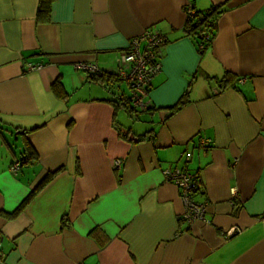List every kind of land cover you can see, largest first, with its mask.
<instances>
[{
    "label": "crops",
    "instance_id": "1",
    "mask_svg": "<svg viewBox=\"0 0 264 264\" xmlns=\"http://www.w3.org/2000/svg\"><path fill=\"white\" fill-rule=\"evenodd\" d=\"M38 2L0 0V264H264V0H54L42 23ZM188 4L224 6L202 54L184 31ZM145 30L166 36L161 69L147 107L128 112L110 101L125 81L75 66L117 76L118 53ZM169 165L199 176L208 222L180 219Z\"/></svg>",
    "mask_w": 264,
    "mask_h": 264
},
{
    "label": "built area",
    "instance_id": "2",
    "mask_svg": "<svg viewBox=\"0 0 264 264\" xmlns=\"http://www.w3.org/2000/svg\"><path fill=\"white\" fill-rule=\"evenodd\" d=\"M195 9L191 4L186 5V15H194ZM209 35L204 34L203 40H208ZM166 42V36L162 33H155L151 30H145L139 36L133 37L127 46L118 53L116 58L118 66V78L127 83L131 106L138 109L147 107L148 102L144 100L148 94L150 82L152 78L160 71V49ZM203 43L200 44V47ZM79 70L90 73L98 72V68L92 64L78 63L75 66ZM41 68L40 64H26V69L33 70ZM240 78L238 81L242 82ZM209 140H202L201 145L205 146ZM184 155V156H183ZM184 159L190 157V152L181 153ZM115 168L121 167V160L116 159L113 162ZM19 162H14L11 166L12 170H18ZM164 180L172 182L178 189L183 210L181 220L186 223L194 221L208 222L205 218L206 201H198L194 198V193L201 191L197 188L195 174L183 170L176 166H167L162 170ZM234 231L229 230L226 235L229 236Z\"/></svg>",
    "mask_w": 264,
    "mask_h": 264
},
{
    "label": "trees",
    "instance_id": "3",
    "mask_svg": "<svg viewBox=\"0 0 264 264\" xmlns=\"http://www.w3.org/2000/svg\"><path fill=\"white\" fill-rule=\"evenodd\" d=\"M54 0H39L36 10V21L38 23L42 22H48L50 20V11L51 6ZM224 11L223 4L210 6L205 11H199L195 10L194 15H187L186 22L184 25V31L191 35L195 40L196 44L198 46L199 52L202 54L208 46L211 44L212 39L214 37L216 28H217V20L219 16ZM207 33L209 35L208 40H203L204 34ZM203 43V46L200 47V44ZM91 80L104 84V86H108L111 83H116L120 79L117 76H114L112 74H105L101 72L96 73H90L88 76ZM232 78V75L229 73H225V75L218 79L219 83H222V86L230 81ZM52 90L58 95L59 97H65V93L63 92L60 83L56 80L51 84ZM187 91L183 93L177 101L169 108V113H173L174 111L181 108L184 104L188 102L187 98ZM116 96L112 98L110 101L114 102L116 107H123L128 112H134L135 108L131 106V96H123V94H115ZM118 133L121 137H123L125 140L130 142H140L144 139H150L153 136L150 133H143V134H134L129 129L124 130L123 128L117 127ZM26 152V155L31 152L29 147H26L24 150ZM55 172L47 173L38 183L37 185L21 200V202L18 204V206L12 211V212H2V215L6 217L7 219H14L24 208L25 206L30 202V200L33 198V196L41 189L43 188L53 177ZM196 182H197V188L201 189L202 192L203 189L201 188V181L198 175L195 174ZM198 191L195 192L199 193ZM181 219V218H180Z\"/></svg>",
    "mask_w": 264,
    "mask_h": 264
},
{
    "label": "rangeland",
    "instance_id": "4",
    "mask_svg": "<svg viewBox=\"0 0 264 264\" xmlns=\"http://www.w3.org/2000/svg\"><path fill=\"white\" fill-rule=\"evenodd\" d=\"M120 87V88H119ZM113 91L114 92H117L118 94H122L123 92H128L127 91V85L125 84V83H123V82H120V83H118V84H114V86H113ZM118 112H120V110H118ZM121 114V113H120ZM15 134V133H14ZM11 136V135H10ZM9 138V141H10V143H13L12 145H13V149H14V151H16V150H18V148H20L21 147V145H20V142H17L16 143V141L14 140V136H11V137H8Z\"/></svg>",
    "mask_w": 264,
    "mask_h": 264
}]
</instances>
